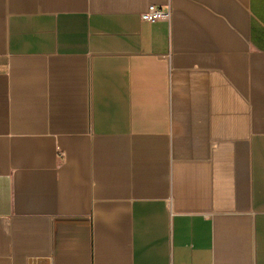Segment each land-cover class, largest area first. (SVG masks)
<instances>
[{
	"label": "crops",
	"instance_id": "obj_1",
	"mask_svg": "<svg viewBox=\"0 0 264 264\" xmlns=\"http://www.w3.org/2000/svg\"><path fill=\"white\" fill-rule=\"evenodd\" d=\"M0 264H264V0H0Z\"/></svg>",
	"mask_w": 264,
	"mask_h": 264
},
{
	"label": "built area",
	"instance_id": "obj_2",
	"mask_svg": "<svg viewBox=\"0 0 264 264\" xmlns=\"http://www.w3.org/2000/svg\"><path fill=\"white\" fill-rule=\"evenodd\" d=\"M168 16L169 12L151 4L147 7L146 11L141 14V19L147 22H155L157 20L167 18Z\"/></svg>",
	"mask_w": 264,
	"mask_h": 264
}]
</instances>
